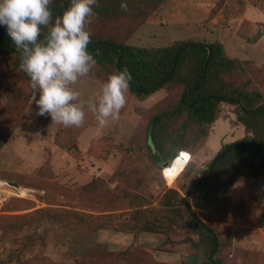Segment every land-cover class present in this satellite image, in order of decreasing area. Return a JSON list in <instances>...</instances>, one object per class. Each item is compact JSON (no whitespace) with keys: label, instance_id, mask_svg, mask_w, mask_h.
Wrapping results in <instances>:
<instances>
[{"label":"rangeland","instance_id":"rangeland-1","mask_svg":"<svg viewBox=\"0 0 264 264\" xmlns=\"http://www.w3.org/2000/svg\"><path fill=\"white\" fill-rule=\"evenodd\" d=\"M99 14L96 12L91 18L88 29L112 32L119 42L169 46L177 40L220 41L229 57L244 61L249 76L264 77V0H166L137 30H134V25L138 24L134 22V14L127 13L109 23L100 20ZM11 61L12 58L0 56V110L12 104L16 89H28L26 76L22 71L13 72ZM108 75L105 67L96 64L92 74L73 87L80 91L81 100L87 102L99 94ZM36 91L32 90L30 100L22 106L23 119L0 151V217L22 216L49 208L68 214L66 216L73 212L83 214L90 225L106 228L91 230L60 218L48 220L42 227H32L14 235L19 239L17 243L11 240L0 243V264H18L14 251L21 248L24 235L34 232L38 235L47 232L48 252L55 258L66 249L79 255L92 242H103L114 251L142 252V264H150L152 260L203 264L204 258L190 249V243H177V239H183L188 233L195 234L189 223L181 230V236L173 235L172 238L148 232L135 234L134 230L126 232L121 227L134 224V214L144 215L159 207L169 188H176L188 197L186 189L203 174L223 146L245 137L243 125H232L237 119L235 106L222 103L207 141L199 148L186 150L192 158L177 181L169 184L163 168L171 159L152 165L147 154L148 124L153 111L178 91L170 94L161 89L145 100L137 99L129 91L119 119L103 128L87 110L79 127H65L52 122L48 115H37L34 102L28 111ZM136 164L147 165L148 175L139 188H134V179L129 185L132 197L134 193L139 195L137 203L132 204L129 198L118 211L95 213L77 202H62L56 198L55 191L36 185L41 180L77 188L102 178L114 189L123 184L124 172L132 171ZM233 197L259 201V206H254L256 217L237 206L230 218L218 214L211 215L209 220L202 218L228 243L223 252L225 259L243 263L257 251L261 254L260 264L261 260L264 264V228L256 221L264 208V174L259 178L239 177ZM23 254L25 258L34 257L37 249Z\"/></svg>","mask_w":264,"mask_h":264},{"label":"trees","instance_id":"trees-1","mask_svg":"<svg viewBox=\"0 0 264 264\" xmlns=\"http://www.w3.org/2000/svg\"><path fill=\"white\" fill-rule=\"evenodd\" d=\"M165 2L166 0H126L128 7L124 11L120 7L121 0H99L94 11L99 12L102 17L100 20L106 23L114 18H122L127 13L134 14V22L138 23L134 25V30H137L144 19ZM69 6L70 0H52L49 7L55 15H59ZM89 31L91 43L88 50L96 57V64L105 67L109 74L127 68L132 75L129 91L137 99L145 100L161 89L170 94L178 91V94H172L151 114L146 149L152 165L162 160H172L182 150L201 147L218 120L222 103L235 106L237 119L232 125H243L246 132L244 138L223 146L203 174L186 189L188 197L176 188H169L159 207L150 209L144 215L134 214V224L129 227L123 225L121 229L126 232L134 230L135 234H164L172 238L173 235L181 236V230L189 223L197 236L188 233L183 239H177V243H190V249L204 258L203 264H260L261 254L257 251L243 263L225 259L223 252L228 243L202 217L209 220L211 215L218 214L227 219L237 206L247 209L256 217L254 206H259V201L237 199L233 197V189L239 177L259 178L264 174V77L249 76L244 61L229 57L220 41L177 40L169 46H136L119 42V38L112 32L91 28ZM46 33L47 29H42L40 38L43 39ZM121 50L122 57L118 66ZM0 56L12 58L10 66L13 72L22 71L19 67L20 53L2 26ZM22 73L27 78L28 89H16L12 104H6L0 110V151L20 125L24 114L22 106L25 107L32 96L30 78L23 71ZM148 172L147 165L136 164L132 171L124 172L123 184L114 189L102 178L77 188L41 180L36 185L55 191L56 198L62 202H77L95 213L113 212L123 209L129 198L132 204L137 203L139 195L134 193L132 197L129 185L134 179V188H139ZM66 215L68 214L41 208L27 215L0 217V243L8 240L17 243L19 239L14 235L32 227H42L43 223L51 219L60 218L66 223H76L79 227L91 230L106 228L103 225H90L83 214L73 212ZM256 221L264 228V208ZM48 246L47 232L24 235L21 248L14 251L17 263H144L141 261L142 252L131 249L114 251L103 242H92L79 255L73 254L72 249H66L58 258L50 255ZM36 249V256L25 258V251ZM261 263L263 264L262 260ZM150 264L170 263L152 260Z\"/></svg>","mask_w":264,"mask_h":264},{"label":"clouds","instance_id":"clouds-1","mask_svg":"<svg viewBox=\"0 0 264 264\" xmlns=\"http://www.w3.org/2000/svg\"><path fill=\"white\" fill-rule=\"evenodd\" d=\"M52 0H0V26L20 53V69L36 89V114L48 115L52 122L65 127L83 124L91 112L99 127L118 120L125 107L132 75L127 68L108 75L92 100H81L75 85L89 77L97 63L88 50L91 32L88 25L99 0H70V6L55 15L49 7ZM121 9L127 11L126 0ZM47 33L41 39L42 29Z\"/></svg>","mask_w":264,"mask_h":264},{"label":"bare ground","instance_id":"bare-ground-1","mask_svg":"<svg viewBox=\"0 0 264 264\" xmlns=\"http://www.w3.org/2000/svg\"><path fill=\"white\" fill-rule=\"evenodd\" d=\"M192 155L186 150H182L171 163L164 168V176L169 184H174L179 176L186 169Z\"/></svg>","mask_w":264,"mask_h":264},{"label":"water","instance_id":"water-1","mask_svg":"<svg viewBox=\"0 0 264 264\" xmlns=\"http://www.w3.org/2000/svg\"><path fill=\"white\" fill-rule=\"evenodd\" d=\"M121 57H122V50H121L120 55H119L118 60H117V64H118V66H119V63H120ZM171 161H172V160H171ZM171 161H169V163H168L167 165H169V164L171 163ZM210 170H212V168H211ZM15 184H17V183H15ZM187 195H188V194H187Z\"/></svg>","mask_w":264,"mask_h":264},{"label":"crops","instance_id":"crops-1","mask_svg":"<svg viewBox=\"0 0 264 264\" xmlns=\"http://www.w3.org/2000/svg\"><path fill=\"white\" fill-rule=\"evenodd\" d=\"M211 133H212V131H211Z\"/></svg>","mask_w":264,"mask_h":264}]
</instances>
